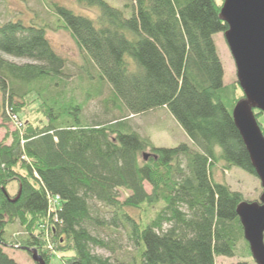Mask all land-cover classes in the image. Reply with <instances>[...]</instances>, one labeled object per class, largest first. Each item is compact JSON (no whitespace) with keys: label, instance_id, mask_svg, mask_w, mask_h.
Segmentation results:
<instances>
[{"label":"trees","instance_id":"16d2710c","mask_svg":"<svg viewBox=\"0 0 264 264\" xmlns=\"http://www.w3.org/2000/svg\"><path fill=\"white\" fill-rule=\"evenodd\" d=\"M75 1L81 12L49 0V21L0 23V264H18L9 244L35 249L45 264H215L237 255L231 264H255L236 213L255 201L214 173L257 177L232 117L245 96L237 82L223 83L213 39L228 29L224 0ZM60 30L77 59L49 42L47 31ZM94 100L112 120H87ZM33 105L40 118H20ZM7 109L21 129L4 126ZM158 109L190 144L157 147L128 124ZM253 112L264 136V114Z\"/></svg>","mask_w":264,"mask_h":264},{"label":"rangeland","instance_id":"374dc122","mask_svg":"<svg viewBox=\"0 0 264 264\" xmlns=\"http://www.w3.org/2000/svg\"><path fill=\"white\" fill-rule=\"evenodd\" d=\"M50 1L59 2L76 12H81V10H79V6L77 7L78 4L75 0ZM106 1L109 4L122 7L127 0ZM47 3L49 4V0H0V23L11 19L14 21H21L27 25L37 23L40 20L49 21L50 10ZM46 36L55 51L71 60L77 59L78 49L71 36L65 30L47 31ZM213 39L222 62L223 83L228 85L233 82H237L235 64L225 41L224 33L219 32L214 34ZM3 57L11 62L19 64L29 62L27 59H16L6 56ZM107 94H109V91L105 89V95ZM35 108L36 105H33L31 108L27 109L26 112L21 114L20 118L24 119L26 116V119L36 121L40 117L39 114L35 112ZM6 116L8 117V115ZM85 116L89 122L105 123L113 119V114L106 113L99 100H94L89 103L85 110ZM260 119L262 122L264 121V117H261ZM127 121L128 124H130L141 136L148 137L157 147L171 148L181 142L190 144V141L183 129L167 110L158 109L145 115L130 116ZM1 123L2 120L0 118V124ZM4 126L11 131L14 130V124L10 121H7V124ZM4 134V127H0V141L3 139ZM214 173L216 179L221 181L224 180L232 190L242 192L246 199L250 201H258L263 192L259 179L239 168H233L225 172L215 168ZM144 186L146 191L149 192L150 186L148 184H144ZM7 191L10 195L15 194L18 191L17 183H11L7 187ZM125 194V191L120 192L121 200L124 198ZM11 231L12 235L18 234L20 232V228L15 224L11 228ZM4 251L18 264H36L27 252L19 250L13 245L9 244L4 246ZM94 252L102 256H108L107 252L100 249H96ZM238 260H241V257L238 255L232 258L216 257L215 264H231L236 263ZM243 260L248 261L249 264L253 263L251 259L247 257Z\"/></svg>","mask_w":264,"mask_h":264},{"label":"water","instance_id":"95a60500","mask_svg":"<svg viewBox=\"0 0 264 264\" xmlns=\"http://www.w3.org/2000/svg\"><path fill=\"white\" fill-rule=\"evenodd\" d=\"M220 17L228 25L224 37L245 96L232 117L263 189L258 201L241 202L236 213L252 259L264 264V136L253 112L264 114V0H224ZM28 252L36 264H45L35 249Z\"/></svg>","mask_w":264,"mask_h":264},{"label":"built area","instance_id":"2783aa9c","mask_svg":"<svg viewBox=\"0 0 264 264\" xmlns=\"http://www.w3.org/2000/svg\"><path fill=\"white\" fill-rule=\"evenodd\" d=\"M8 116L15 122V124L17 125V127L21 128L22 127V124L17 120L16 116L14 115H11L8 111Z\"/></svg>","mask_w":264,"mask_h":264}]
</instances>
